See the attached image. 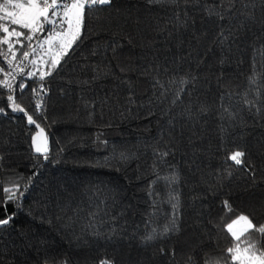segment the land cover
<instances>
[{"label": "trees", "instance_id": "1", "mask_svg": "<svg viewBox=\"0 0 264 264\" xmlns=\"http://www.w3.org/2000/svg\"><path fill=\"white\" fill-rule=\"evenodd\" d=\"M100 7L86 14L82 38L46 78L49 96L37 119L49 136L48 161L34 157L35 126L30 131L23 114L11 112L0 89L7 112L0 114V219L3 188L18 184L25 193L7 203L14 219L0 231V264H97L104 257L232 264L226 225L239 215L264 223V107L257 114L243 103L247 93L264 105V0H237L234 8L232 0ZM254 74L257 85H250ZM182 78L191 82L181 85ZM27 84L15 95L34 114L38 81ZM237 148L246 153L244 166L227 159ZM169 149L167 163H159L155 152ZM173 171L181 178L174 186L179 231L161 237L174 219L169 188L159 180L149 196V184ZM153 229L157 238L142 242Z\"/></svg>", "mask_w": 264, "mask_h": 264}, {"label": "snow or ice", "instance_id": "2", "mask_svg": "<svg viewBox=\"0 0 264 264\" xmlns=\"http://www.w3.org/2000/svg\"><path fill=\"white\" fill-rule=\"evenodd\" d=\"M112 2L113 0H0V58L3 60V63L0 64V74H3V79H0V89L8 92V108L11 112L22 113L26 118L27 125L30 126V131L31 126H35L36 131L31 135V149L36 159L42 158L45 162L48 161L51 151L49 136L37 119L45 114L46 104L42 102L45 101L48 92L46 78L59 69L65 57L71 53L82 38L86 14L102 10L100 6H107ZM159 2L160 0H147L149 4ZM185 2L187 3L189 0H185ZM236 2L237 0H232L233 8ZM228 11H232V9L230 8ZM209 15H217V13L209 11ZM220 18L223 19V15H220ZM224 40H227V37H224ZM111 47L115 52L119 45L113 44ZM93 54H96L95 50ZM101 76L102 73L97 72L94 79H100ZM28 80L38 81V87L31 89L33 96L37 98L34 114L23 107L15 95L17 91L24 92L28 87ZM190 82L183 78L180 81L181 85ZM159 83L157 81V84ZM249 83L257 85L255 74L249 77ZM182 92H184L183 87L177 92L173 104L181 99ZM256 97L258 100L261 99L259 88L256 90ZM243 103L250 111L255 108L257 114H260L264 107V105L257 106L255 101L248 99L247 93H245ZM201 110L207 111L203 107ZM225 111L228 112L230 119H235V113L230 109H225ZM0 114L7 115L5 108L0 107ZM223 118L221 117V119ZM169 155H172L170 149L155 152V156L159 157L161 164L167 163L166 158ZM245 156V151L237 148L228 154L227 159L237 166H244ZM119 158L128 160L131 157L126 153H120ZM156 167L157 164L154 161V171ZM34 178L35 174L32 179ZM180 179L179 174L175 171L162 177L157 173L156 179L149 184V196L153 195V186L159 180L164 181L169 188L168 202L171 204L174 219L171 221V226L166 225L163 232L159 233L161 237H166L170 232L179 231L176 220L180 215V195L174 186L179 185ZM253 180L255 181V176H253ZM3 191L5 198L2 204L5 207L6 215L5 218L0 219V231L3 230L2 226L9 225L14 219V214L7 213V203L19 202L25 194L19 189L18 184L14 188L4 187ZM223 203L225 208L231 209L229 201L225 200ZM226 231L234 241L226 249L227 254L231 256L232 264H264V223L257 224L254 218L239 215L226 225ZM253 233L259 235L253 236ZM156 238L157 232L156 229H153L151 233L142 238V242L146 243ZM63 264H67V261ZM97 264H114V262L104 257ZM217 264H219V260Z\"/></svg>", "mask_w": 264, "mask_h": 264}, {"label": "built area", "instance_id": "3", "mask_svg": "<svg viewBox=\"0 0 264 264\" xmlns=\"http://www.w3.org/2000/svg\"><path fill=\"white\" fill-rule=\"evenodd\" d=\"M3 63V60H2V58L0 59V64H2ZM5 67H6V65H5ZM0 79H3V74H0ZM49 96V92H47V96H46V98ZM37 99V98H36ZM43 103V102H42Z\"/></svg>", "mask_w": 264, "mask_h": 264}, {"label": "water", "instance_id": "4", "mask_svg": "<svg viewBox=\"0 0 264 264\" xmlns=\"http://www.w3.org/2000/svg\"><path fill=\"white\" fill-rule=\"evenodd\" d=\"M35 131H36V129H35ZM33 153V152H32ZM34 155V154H33Z\"/></svg>", "mask_w": 264, "mask_h": 264}]
</instances>
